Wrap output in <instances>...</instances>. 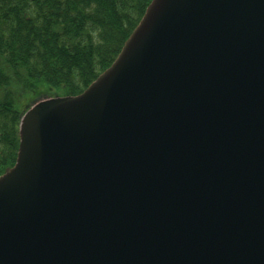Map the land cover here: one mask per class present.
Returning <instances> with one entry per match:
<instances>
[{"label":"water","instance_id":"obj_1","mask_svg":"<svg viewBox=\"0 0 264 264\" xmlns=\"http://www.w3.org/2000/svg\"><path fill=\"white\" fill-rule=\"evenodd\" d=\"M19 134L0 264H264V0H151Z\"/></svg>","mask_w":264,"mask_h":264},{"label":"trees","instance_id":"obj_2","mask_svg":"<svg viewBox=\"0 0 264 264\" xmlns=\"http://www.w3.org/2000/svg\"><path fill=\"white\" fill-rule=\"evenodd\" d=\"M150 2L0 0V175L16 162L24 100L42 88L82 92L113 63Z\"/></svg>","mask_w":264,"mask_h":264},{"label":"rangeland","instance_id":"obj_3","mask_svg":"<svg viewBox=\"0 0 264 264\" xmlns=\"http://www.w3.org/2000/svg\"><path fill=\"white\" fill-rule=\"evenodd\" d=\"M46 89L45 88H42V89H40V91H38V92H35V94H34V96H32V98L31 97H28L29 99L28 100H24V105H26L27 103L26 102H29V107L33 104V102H35V100H37V99H39V98H41V97H43V96H50V95H48V93H47V91H45ZM52 91V90H51ZM55 93H59V91H54ZM53 93V92H52ZM52 93H50V94H52ZM28 107V108H29ZM27 108V109H28ZM26 109V110H27ZM25 110V111H26ZM24 111V112H25Z\"/></svg>","mask_w":264,"mask_h":264}]
</instances>
